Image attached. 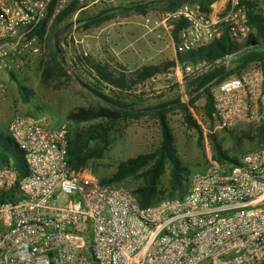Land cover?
I'll return each instance as SVG.
<instances>
[{
	"label": "built area",
	"instance_id": "obj_1",
	"mask_svg": "<svg viewBox=\"0 0 264 264\" xmlns=\"http://www.w3.org/2000/svg\"><path fill=\"white\" fill-rule=\"evenodd\" d=\"M133 0H0V70L18 48L35 46L34 30L76 3V12ZM256 9L264 0H250ZM184 18L175 52L197 48L226 33L238 44L249 34L247 7L227 0L210 13L184 2L150 31ZM86 54V52H85ZM177 69L188 76L191 65ZM218 128L264 121V64L223 79L213 93ZM7 131L28 173L0 163V264H264V145L238 163L211 159L192 175L184 198L140 206L131 189L103 183L67 161L68 127L45 116L16 112Z\"/></svg>",
	"mask_w": 264,
	"mask_h": 264
},
{
	"label": "rangeland",
	"instance_id": "obj_2",
	"mask_svg": "<svg viewBox=\"0 0 264 264\" xmlns=\"http://www.w3.org/2000/svg\"><path fill=\"white\" fill-rule=\"evenodd\" d=\"M138 1L143 9L136 10L130 2ZM118 3L121 5L114 10L113 16L106 21L84 27V23L75 21L68 24L65 32L60 33V55L64 58V65L68 72L74 73L72 60L75 55H87L94 60H102L117 66L119 62L123 69L128 71L144 64H159L173 61L175 66L166 73L156 75L141 86V90L149 97V102H158L168 98H175L187 104L189 94L185 84V74L177 69L175 48L172 35L163 26L150 31L143 25L145 18L155 20L166 11L165 3L159 0H133ZM191 2L190 0H182ZM219 2V1H218ZM103 6H95L81 11L80 16L93 14ZM120 8V9H119ZM80 12V11H79ZM74 13L73 19L79 17ZM71 21V20H70ZM63 24L60 25V27ZM48 37L40 43L36 40L38 52L33 47L19 49L9 58L11 68L2 71L0 77V131L5 139H11L7 126L16 112H23L38 116H45L46 124L57 127L62 124L68 129H74L72 121L67 120L68 114L81 109H91L100 106H109L99 97L92 94L75 78V74L82 80L95 83L93 75L86 73V69L78 70L73 78L62 77L48 82L41 77V63L46 57ZM54 43V39L50 41ZM60 48V49H61ZM86 52V54H85ZM180 65V64H178ZM181 66V65H180ZM87 68V67H86ZM9 71L33 91L29 103H24L18 92L16 82L11 79ZM95 74V73H93ZM103 91L111 95L109 88ZM215 86L212 90H214ZM204 98L196 102V108H190L193 116L202 128V144L198 143V133L184 123L180 108L176 107L166 111L168 121L174 136V143L185 167L184 182L190 186L191 177L196 172H202L213 157L214 149L209 137L212 132L217 135L224 151L229 157L242 158L247 152L260 148L264 141L254 137L259 124L244 122L234 129L218 128L211 124L203 107ZM102 119L93 120L98 122ZM264 124V121L260 124ZM85 123L83 127L87 126ZM253 136V137H250ZM161 129L157 119L150 115L132 117L131 115L119 119L109 129L107 146L100 155H93L83 166L95 177L102 179L116 171L118 163L140 153L156 149L161 143ZM10 141V140H9ZM95 142V141H94ZM92 146H89L91 149ZM168 180L167 171L162 175V183ZM139 181L130 179L120 186L133 189Z\"/></svg>",
	"mask_w": 264,
	"mask_h": 264
},
{
	"label": "trees",
	"instance_id": "obj_3",
	"mask_svg": "<svg viewBox=\"0 0 264 264\" xmlns=\"http://www.w3.org/2000/svg\"><path fill=\"white\" fill-rule=\"evenodd\" d=\"M190 1L196 2L204 12L210 13L213 9L212 6L219 0ZM242 1L247 7V24L249 26V34L244 44H238L226 33L223 37L214 39L200 47L177 51L176 61L181 66L188 64L195 69L190 75L184 77L189 94L187 104L178 102L155 110L146 109L162 101L175 99L168 98L158 102H149V97L141 90V86L146 84L152 77L166 73L170 67L175 66L173 61L144 64L128 71L123 69L119 62H115L117 66H114L102 60H94L84 54L75 55L72 60L75 72H78L80 68L86 69V73L93 75L95 80V83H92L93 86L100 90H103L101 86L109 88L112 97L126 102L128 106H100L81 109L68 114L67 120L72 121L75 125L74 129H68V164L74 169H80L83 168L90 157L96 154L100 155L107 146L109 129L117 120L129 115L132 117L150 115L157 119L160 126L162 136L160 145L152 151L140 153L120 161L116 171L109 176H104L101 180L103 183L111 185L121 184L130 179L139 181L132 192L142 207L155 205L166 198H184L188 193V186L184 182L185 167L182 165L175 146L166 111L176 107L180 108L184 123L187 127L197 131V141L202 144V128L190 108H196L197 100L203 97L205 114L211 124L214 125L212 89L223 79L240 75L256 61H261L264 64V46H260L264 43V6L261 9H256L254 2L250 0ZM159 2L165 3L166 11H172L181 5L182 0H159ZM130 4H132L130 7L136 10L143 9L138 1L130 2ZM120 6L106 5L95 13L86 16H80L81 10L79 17L73 19L72 17L76 12V3H72L51 21L45 20L42 22L34 30V34L40 43L46 37L49 41L45 50L46 57L41 63L43 81L48 82L62 77L69 79L74 77L75 72L72 74L65 68L64 58L60 55L62 48L56 45L57 40L61 42L59 35L65 32L68 24L73 25L75 21H78L84 23V27L89 28L92 25L109 20L113 16L114 10ZM61 24L63 25L60 27ZM186 24L187 21L184 18L173 21L171 35L175 44L179 43L180 32ZM53 39L54 43H51L50 41ZM245 48L248 49L243 53L230 56ZM9 75L16 82L22 101L29 103L33 94L32 89L22 83L12 71H9ZM97 119L102 120L92 122ZM85 123L88 124L83 127ZM256 132L258 133L254 137L259 138L260 142L264 141L263 123L258 125ZM209 137L214 149L213 157L215 159L222 163H238L240 158L229 157L216 134L210 132ZM9 140L5 139L3 132L0 131V163L11 164L18 171L21 178L28 173L23 153L11 139ZM89 146H92V148L89 149ZM166 171L168 180L166 184H163L162 175Z\"/></svg>",
	"mask_w": 264,
	"mask_h": 264
},
{
	"label": "water",
	"instance_id": "obj_4",
	"mask_svg": "<svg viewBox=\"0 0 264 264\" xmlns=\"http://www.w3.org/2000/svg\"><path fill=\"white\" fill-rule=\"evenodd\" d=\"M56 45L59 46L58 40L56 41ZM260 46H264V43H262ZM246 49L245 48L243 50H240L232 55H239L241 53H243ZM75 78L77 79V81L81 84V86H83L84 88H86L88 91H90L92 94H94L95 96L99 97L100 99H102L103 101H105L106 103L116 106V107H126L128 106V104L126 102L121 101L120 99L114 98L111 95H109L108 93H106L103 90H100L98 88H96L95 86H93L92 84L82 80L79 76H77L75 74ZM180 100L178 99H174V100H167V101H162L154 106H151L149 108L146 109H159V108H164V107H168L170 105H173L175 103H178Z\"/></svg>",
	"mask_w": 264,
	"mask_h": 264
},
{
	"label": "crops",
	"instance_id": "obj_5",
	"mask_svg": "<svg viewBox=\"0 0 264 264\" xmlns=\"http://www.w3.org/2000/svg\"><path fill=\"white\" fill-rule=\"evenodd\" d=\"M227 0H219V2L217 1L212 7H213V11H217L221 8L224 7V4L226 3ZM175 60H176V53H175ZM3 70H0V77H3L2 74ZM27 113V112H26ZM32 114V113H31Z\"/></svg>",
	"mask_w": 264,
	"mask_h": 264
}]
</instances>
